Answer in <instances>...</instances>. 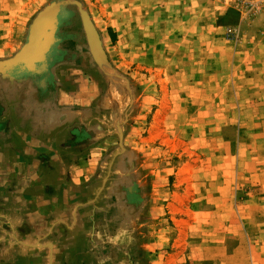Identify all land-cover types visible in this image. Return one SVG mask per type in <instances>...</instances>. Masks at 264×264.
Instances as JSON below:
<instances>
[{"label":"rangeland","instance_id":"rangeland-1","mask_svg":"<svg viewBox=\"0 0 264 264\" xmlns=\"http://www.w3.org/2000/svg\"><path fill=\"white\" fill-rule=\"evenodd\" d=\"M52 1L2 0L13 16L2 29L22 28L25 42ZM75 2L115 71L98 67L113 94L106 167L115 186L136 191L139 180L147 191L139 216L130 197L134 219L113 260L90 262L157 264L173 251L175 264H264V0H69L59 45L85 50Z\"/></svg>","mask_w":264,"mask_h":264},{"label":"crops","instance_id":"crops-1","mask_svg":"<svg viewBox=\"0 0 264 264\" xmlns=\"http://www.w3.org/2000/svg\"><path fill=\"white\" fill-rule=\"evenodd\" d=\"M64 13L62 7L60 21ZM3 14L13 18L0 0V264H93L91 257L106 262L113 258L112 245L129 237L131 195L136 192L140 202L137 216L147 201L145 184L138 180L136 191L128 182L115 186L106 167L114 145L106 77L88 46L59 45L60 21L46 69L15 61L25 32L17 26L3 30ZM160 240L155 232L153 242ZM98 246L106 255L98 256ZM174 257L173 251L158 254L154 262L175 264Z\"/></svg>","mask_w":264,"mask_h":264},{"label":"water","instance_id":"water-1","mask_svg":"<svg viewBox=\"0 0 264 264\" xmlns=\"http://www.w3.org/2000/svg\"><path fill=\"white\" fill-rule=\"evenodd\" d=\"M67 2L69 0L52 1L35 15L29 24L26 41L14 56L15 61L23 62L25 66L32 69L36 67H39L40 70L47 68L48 59H50L49 53L57 42L55 34L60 21V11ZM75 4L78 7L90 55L100 70L112 78L115 71L108 62L99 34L88 13L80 7L78 2H75Z\"/></svg>","mask_w":264,"mask_h":264}]
</instances>
